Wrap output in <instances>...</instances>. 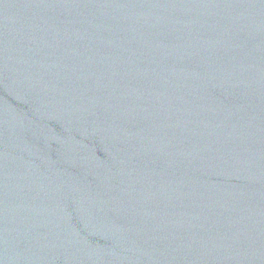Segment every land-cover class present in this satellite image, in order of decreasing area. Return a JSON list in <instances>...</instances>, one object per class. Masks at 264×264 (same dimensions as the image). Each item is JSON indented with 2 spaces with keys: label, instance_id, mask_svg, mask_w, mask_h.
Instances as JSON below:
<instances>
[{
  "label": "water",
  "instance_id": "1",
  "mask_svg": "<svg viewBox=\"0 0 264 264\" xmlns=\"http://www.w3.org/2000/svg\"><path fill=\"white\" fill-rule=\"evenodd\" d=\"M0 264H264V113L123 0H0Z\"/></svg>",
  "mask_w": 264,
  "mask_h": 264
}]
</instances>
